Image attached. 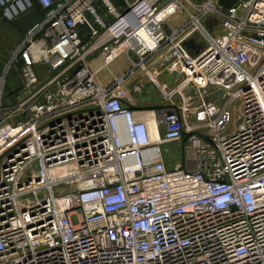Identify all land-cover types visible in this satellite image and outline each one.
Masks as SVG:
<instances>
[{
  "label": "built area",
  "instance_id": "1",
  "mask_svg": "<svg viewBox=\"0 0 264 264\" xmlns=\"http://www.w3.org/2000/svg\"><path fill=\"white\" fill-rule=\"evenodd\" d=\"M32 1L19 95L0 94V264H264V0H200L177 26L190 0H0V15ZM136 73L162 101L154 139L125 103ZM166 143L183 150L171 168Z\"/></svg>",
  "mask_w": 264,
  "mask_h": 264
},
{
  "label": "rangeland",
  "instance_id": "2",
  "mask_svg": "<svg viewBox=\"0 0 264 264\" xmlns=\"http://www.w3.org/2000/svg\"><path fill=\"white\" fill-rule=\"evenodd\" d=\"M190 2L191 5L189 2H184V7L181 11L168 18L170 25L177 26L180 22H183L187 14L196 9L200 0H190ZM202 25L207 30L204 22H202ZM20 41L21 35L15 31L12 23L3 20L0 15V94L2 95V101L7 105H13L16 102V96L19 95L21 88L19 66L14 65V63L11 64V55ZM98 62V59H96L95 62L90 65L92 70L96 69ZM126 68L127 63L124 57L118 56L109 65L107 71L102 70L96 72L95 79L99 84L103 85L110 75H119ZM38 74L41 76L45 73L42 69H38ZM152 91V88H149L145 93L150 94ZM229 110L231 113L229 126L233 127L237 125V114L234 110L230 108ZM160 153L162 157H165V166L171 168L182 157L183 150L174 143H166L160 146Z\"/></svg>",
  "mask_w": 264,
  "mask_h": 264
},
{
  "label": "crops",
  "instance_id": "3",
  "mask_svg": "<svg viewBox=\"0 0 264 264\" xmlns=\"http://www.w3.org/2000/svg\"><path fill=\"white\" fill-rule=\"evenodd\" d=\"M41 18H42L41 12L37 10L33 11V9H31L25 14L18 17L16 20H14L15 22L14 29L16 32H18L21 35V39H22V36L25 33V31L34 23H37L38 21H40ZM96 59H98L99 61V58H96ZM96 59L91 60L90 65L94 63ZM38 69H41V68L36 67L37 73H38ZM124 71H122L119 75H115V76L110 75L104 84L108 83L112 77L120 76ZM159 78L162 83H166L168 85H171L173 82V78L171 79V77L165 74L160 75ZM149 88H152L153 91L150 94L145 93V91ZM125 89L127 90L128 97H129L125 101V103L133 111L135 118L146 120L147 117L149 116L147 120L148 122H150L151 117L148 114L154 111L156 107L160 106V104L162 103L156 89H154L149 83H147L140 73H136L133 77L126 80ZM162 159L164 162L165 157H162ZM164 165H165V162H164Z\"/></svg>",
  "mask_w": 264,
  "mask_h": 264
},
{
  "label": "water",
  "instance_id": "4",
  "mask_svg": "<svg viewBox=\"0 0 264 264\" xmlns=\"http://www.w3.org/2000/svg\"><path fill=\"white\" fill-rule=\"evenodd\" d=\"M236 2L237 0H217V6L222 10H230L235 6ZM183 46L191 51L195 48L191 40L184 42Z\"/></svg>",
  "mask_w": 264,
  "mask_h": 264
},
{
  "label": "bare ground",
  "instance_id": "5",
  "mask_svg": "<svg viewBox=\"0 0 264 264\" xmlns=\"http://www.w3.org/2000/svg\"><path fill=\"white\" fill-rule=\"evenodd\" d=\"M152 113H150V114H148V115H150V117H151V121L150 122H148V118H149V116L147 117V119H146V124H147V127H148V131H149V136H150V138L151 139H154L155 138V132H154V119H153V117H152V115H151Z\"/></svg>",
  "mask_w": 264,
  "mask_h": 264
},
{
  "label": "trees",
  "instance_id": "6",
  "mask_svg": "<svg viewBox=\"0 0 264 264\" xmlns=\"http://www.w3.org/2000/svg\"><path fill=\"white\" fill-rule=\"evenodd\" d=\"M31 9H33V11H34V10H37V11L41 12V17H42V10L39 9V7L36 5V3H35L34 1H32V8H31ZM35 12H36V11H35ZM10 23H12V25L15 26V22H14V21H12V22H10ZM31 26H32V25H31Z\"/></svg>",
  "mask_w": 264,
  "mask_h": 264
}]
</instances>
